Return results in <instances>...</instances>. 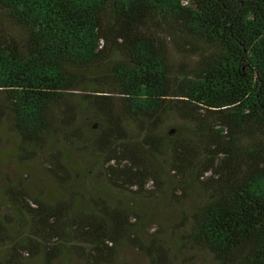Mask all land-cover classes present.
Returning <instances> with one entry per match:
<instances>
[{
  "label": "trees",
  "instance_id": "obj_1",
  "mask_svg": "<svg viewBox=\"0 0 264 264\" xmlns=\"http://www.w3.org/2000/svg\"><path fill=\"white\" fill-rule=\"evenodd\" d=\"M3 164L0 264H264V0H0Z\"/></svg>",
  "mask_w": 264,
  "mask_h": 264
},
{
  "label": "rangeland",
  "instance_id": "obj_2",
  "mask_svg": "<svg viewBox=\"0 0 264 264\" xmlns=\"http://www.w3.org/2000/svg\"><path fill=\"white\" fill-rule=\"evenodd\" d=\"M178 59H183L182 57L177 56ZM0 168H4L6 171H11L13 174H19L20 168L14 166L13 164H3L0 165ZM31 175L29 177L28 181L35 182L42 187L46 188L47 190H51L53 188V181L50 178L49 175L42 169V166L39 162H34L31 167ZM166 203V204H165ZM162 205V206H161ZM160 207L161 211L163 212V209H166L167 211L171 207V204H168V202L160 201ZM163 215L160 217H157L159 223H161V227L166 229H171L172 225H174L175 222L178 221L177 216H175L173 219L168 218L167 213H162ZM156 228V225H151L149 227V231L154 230ZM160 228V227H158ZM116 264H152L149 259L141 252L136 250L135 248H132L129 244H122L118 246L117 254L115 257ZM171 263L174 264H215L214 260L212 259L211 255L205 251V250H199V249H184L182 252H178L176 256L172 258ZM32 264H38L36 262H33ZM70 264H81L80 262H72Z\"/></svg>",
  "mask_w": 264,
  "mask_h": 264
}]
</instances>
